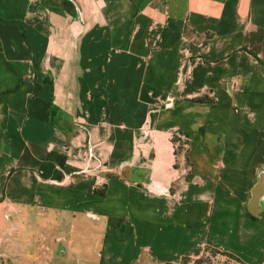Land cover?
Masks as SVG:
<instances>
[{"label":"crops","instance_id":"crops-1","mask_svg":"<svg viewBox=\"0 0 264 264\" xmlns=\"http://www.w3.org/2000/svg\"><path fill=\"white\" fill-rule=\"evenodd\" d=\"M258 176L264 0H0V210L23 230L16 260H33L39 230L35 264H264ZM91 237L92 261L74 246Z\"/></svg>","mask_w":264,"mask_h":264},{"label":"rangeland","instance_id":"rangeland-1","mask_svg":"<svg viewBox=\"0 0 264 264\" xmlns=\"http://www.w3.org/2000/svg\"><path fill=\"white\" fill-rule=\"evenodd\" d=\"M15 224L11 222L9 218L5 215V207L0 210V264H35L39 260L40 262H44L45 260V254L43 253L45 249V243L42 242L43 237L41 235V231L38 230L36 233V244L33 245V252H32V258L33 260L29 262H26L25 260H16L15 257L18 255L11 256L9 253L10 248V241L11 239L17 240V245L24 246L23 238H20V232H23L22 229H17L14 226ZM93 237H91V241L87 243V247L83 249V243L75 244L76 250L79 251V255L81 258H86L88 260L95 259L97 257V247L99 245L98 243H95L92 240ZM80 248V249H79ZM24 251V250H22ZM25 252H22V255H24ZM55 255H53L54 257ZM176 264H236L233 261H229L226 259L225 256H221L220 254H212L211 257L209 256H203L200 255L198 258H194L191 262L187 263V259L182 258L178 263Z\"/></svg>","mask_w":264,"mask_h":264},{"label":"water","instance_id":"water-1","mask_svg":"<svg viewBox=\"0 0 264 264\" xmlns=\"http://www.w3.org/2000/svg\"><path fill=\"white\" fill-rule=\"evenodd\" d=\"M264 184V177L263 176H258L254 184L250 188V198L248 201L249 208L255 212V210L258 208V199H259V191L260 187Z\"/></svg>","mask_w":264,"mask_h":264}]
</instances>
